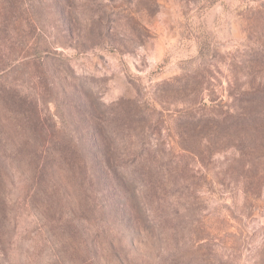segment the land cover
Listing matches in <instances>:
<instances>
[{
  "label": "rangeland",
  "instance_id": "rangeland-1",
  "mask_svg": "<svg viewBox=\"0 0 264 264\" xmlns=\"http://www.w3.org/2000/svg\"><path fill=\"white\" fill-rule=\"evenodd\" d=\"M19 2L0 0V79L35 106L39 135H90L94 111L108 112L99 122L123 156L138 155L124 165L137 175L127 196L169 218L140 256L264 264V102L249 101L264 88V0H23L18 13ZM254 111L253 126L217 128ZM14 122L0 103L6 171ZM17 182L0 188L10 211L26 193ZM23 205L18 220L0 217V264H108L101 251L82 262L91 250L44 231Z\"/></svg>",
  "mask_w": 264,
  "mask_h": 264
},
{
  "label": "trees",
  "instance_id": "trees-1",
  "mask_svg": "<svg viewBox=\"0 0 264 264\" xmlns=\"http://www.w3.org/2000/svg\"><path fill=\"white\" fill-rule=\"evenodd\" d=\"M23 3L20 0L18 13L23 11ZM32 55L39 63H45L47 58L37 46ZM88 95L94 99L89 92ZM250 97L253 104L264 102V88L255 90ZM0 103L13 116L19 133L8 137L9 170L0 166V188L6 183L15 187L18 181L26 192L21 200L23 214L30 213L44 231L72 233L73 247L85 246L93 252V257L82 262H96L101 251L108 264H154L152 259L140 256V251L151 247L154 230L169 218L142 206L138 195L128 191L127 196L124 186L134 183L125 178L137 175L124 165L131 158L136 162L138 155L123 156L116 143L120 135L109 134L99 122L108 112L94 111L93 117L98 122L89 127L90 135H39L38 130H45L46 124L16 81L0 79ZM226 116L218 124L221 131L232 126H253L255 118L261 115L254 111L250 115ZM237 118L254 121L240 123L234 120ZM26 128L32 135H21ZM21 202L14 203L11 212L0 197V217L18 220L16 211Z\"/></svg>",
  "mask_w": 264,
  "mask_h": 264
}]
</instances>
